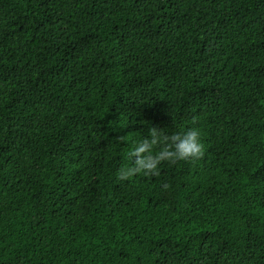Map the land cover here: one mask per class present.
<instances>
[{
    "label": "trees",
    "instance_id": "trees-1",
    "mask_svg": "<svg viewBox=\"0 0 264 264\" xmlns=\"http://www.w3.org/2000/svg\"><path fill=\"white\" fill-rule=\"evenodd\" d=\"M0 264H264V0H0Z\"/></svg>",
    "mask_w": 264,
    "mask_h": 264
},
{
    "label": "clouds",
    "instance_id": "clouds-1",
    "mask_svg": "<svg viewBox=\"0 0 264 264\" xmlns=\"http://www.w3.org/2000/svg\"><path fill=\"white\" fill-rule=\"evenodd\" d=\"M202 132L197 126L183 130L167 132L164 127L148 126L147 132L134 141L127 152L130 163L121 167L118 178L126 180L135 174L146 176L159 174L162 162L175 163L198 159L203 155Z\"/></svg>",
    "mask_w": 264,
    "mask_h": 264
}]
</instances>
